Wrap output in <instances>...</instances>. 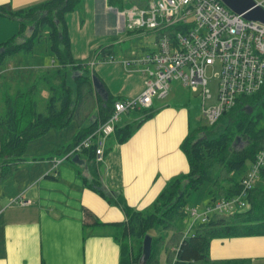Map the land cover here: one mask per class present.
<instances>
[{
	"label": "trees",
	"instance_id": "trees-1",
	"mask_svg": "<svg viewBox=\"0 0 264 264\" xmlns=\"http://www.w3.org/2000/svg\"><path fill=\"white\" fill-rule=\"evenodd\" d=\"M83 1L42 0L17 9L10 2L0 5V17L19 23V31L0 42V70L9 56L28 54L35 43L49 44L56 59L55 69L42 71L24 88L18 86L13 89L7 81L0 84V184L27 160L25 154L31 140L51 128L65 127L75 121L80 131L71 148L65 150L67 154L109 119L115 102L121 98L108 92L109 100L105 102L93 85L92 76L100 78L93 64L79 61L72 54L66 14L76 10ZM149 2L107 0L109 6L121 10L133 5L146 7ZM111 49V46L101 45L96 51L104 57L114 58ZM42 87L48 90V96L44 109L40 111L38 95ZM139 110L140 118L137 120L116 125L117 143L128 141L157 111L153 106ZM223 116L228 120L219 134H214L216 124H203L190 130L181 144L189 160V171L171 178L155 201L142 210L131 206L123 191L111 192L104 187L101 176L104 165L96 162V145L80 153L89 167V175L81 171L88 186L110 204L121 207L126 215L125 221L114 224V236L121 245L120 264H139L143 241L148 234L152 237V250L146 264H161L163 247L167 250V264H251L248 259H213L210 243L216 237L264 235V187L257 185L258 180L247 194L246 208L216 211L207 221L200 222L193 234L181 231L176 224L187 214V196L204 183L210 185L213 202L241 191L243 178L264 146V125H261L264 119V86L257 93L240 97ZM88 120L91 123L86 127ZM237 137L243 146L234 145ZM261 176L264 177V168ZM86 214L95 217L91 210ZM165 229L173 230L169 238L162 234Z\"/></svg>",
	"mask_w": 264,
	"mask_h": 264
},
{
	"label": "crops",
	"instance_id": "crops-1",
	"mask_svg": "<svg viewBox=\"0 0 264 264\" xmlns=\"http://www.w3.org/2000/svg\"><path fill=\"white\" fill-rule=\"evenodd\" d=\"M39 1L0 0V5L10 2L17 9ZM119 11L107 0H84L66 14V20L74 58L91 62L107 91L125 99L142 93L145 76L141 68L128 67L124 60L139 56L146 48L142 43L132 44L127 47L130 54H115L114 44L106 35L111 27L125 31L129 39L139 36L126 29V19ZM17 31L18 21L0 17V42ZM101 45L111 46L114 58L100 55L96 50ZM39 65L37 72L28 71L22 77L6 73L0 84L7 81L13 89L24 88L39 73L51 69L45 63ZM160 99L152 104L157 109L155 115L145 120L128 141L120 144L115 135L108 137L106 148L111 150L105 152L103 160L104 187L111 192L123 191L128 203L139 210L149 207L171 178L190 169L181 145L193 129L190 106L184 100L161 103ZM130 113L134 114L131 120L129 115L123 118ZM138 118L139 109L123 113L118 126ZM90 123L88 120L85 126ZM75 124L69 135L63 133L64 127L51 128L31 140L27 160L0 184V264H120L121 245L114 236V224L125 221L126 215L121 207L110 204L88 186L83 177L89 175L88 165L65 157V150L71 148L80 131ZM18 194L31 202H17ZM87 210L95 217L86 214ZM187 214L190 216L188 207ZM210 255L213 259H248L251 264H264V235L213 238Z\"/></svg>",
	"mask_w": 264,
	"mask_h": 264
},
{
	"label": "built area",
	"instance_id": "built-area-1",
	"mask_svg": "<svg viewBox=\"0 0 264 264\" xmlns=\"http://www.w3.org/2000/svg\"><path fill=\"white\" fill-rule=\"evenodd\" d=\"M264 7V0H255ZM126 29L135 33H155L157 47L124 60L126 66L141 68L145 76L142 93L115 102L112 115L101 127L77 143L65 155L72 158L96 145V162H103L106 140L115 132L125 111L149 108L154 96H166L172 80L202 96L203 116L215 125L224 111L236 105L242 96L259 92L264 86V22L246 19L220 0H150L148 6H129L119 11ZM218 65V101L207 88V70ZM264 168V146L242 180L241 191L232 197H219L205 210L188 208L194 221L208 220L211 212H231L248 205L247 194ZM15 200H30L18 194Z\"/></svg>",
	"mask_w": 264,
	"mask_h": 264
},
{
	"label": "rangeland",
	"instance_id": "rangeland-1",
	"mask_svg": "<svg viewBox=\"0 0 264 264\" xmlns=\"http://www.w3.org/2000/svg\"><path fill=\"white\" fill-rule=\"evenodd\" d=\"M18 32V31H17ZM16 34V33H14ZM14 34H12L10 37H12ZM110 41L109 43L114 44L115 48V54L119 56H125L127 54L131 53V50H129L127 47L133 45H138L142 43L145 46V51L149 48L154 49L157 47V41H156V34L155 33H146L143 34L142 32H138L139 36L132 37L129 39L125 33V31L117 30L115 26L111 27V31L106 34ZM8 37V38H10ZM7 38V39H8ZM5 39V40H7ZM3 40V41H5ZM1 41V42H3ZM141 51V53L145 52ZM117 56V57H119ZM16 57V58H14ZM120 58V57H119ZM53 62H56V59L54 55L51 52L49 44H46V42L41 43H35L33 50L30 53H20L16 56H9L6 59V63L0 70V78L3 77L6 73L12 74V73H18L20 77H22L24 74H29L32 72H37L38 68L41 66L40 64L45 63L46 66H50V68L54 67ZM219 66L216 65L214 67H210L207 70V77H208V83L207 88L211 92V98L206 99V103H216L218 101V93H219V83H218V76L216 71L218 70ZM29 71V72H28ZM11 80H9L10 82ZM8 83V82H7ZM70 83L74 86V82L70 81ZM9 84V83H8ZM170 89L166 96L162 97L158 102L161 103H175L179 100H184L188 105L190 106L191 114H192V123H193V129L200 127V125L203 124H209L205 117L203 116L202 106V96L199 95L197 92H194L189 87L183 85L179 80H172L170 83ZM10 93H12V90H9ZM48 96V90L45 87H42L40 89V94L38 95V110L44 109V104L46 101V97ZM158 96H155L154 100L158 99ZM253 109L250 108V112H252ZM130 111H125L123 113H128ZM122 113V114H123ZM121 114V115H122ZM120 115V116H121ZM126 116H123V118L126 119V117L129 115L128 120H131L134 116L133 113L125 114ZM120 119V118H119ZM228 117L223 116L222 118L216 123V125L213 127V130L215 131L214 134H219L222 132L225 128V125L227 123ZM119 122V121H118ZM117 122V124H118ZM125 125V123H124ZM261 125H264V119L261 120ZM64 134L69 135L70 133H73V130L76 129L75 121L72 122V124L67 125L64 127ZM115 135V132L111 134V138ZM108 139V138H107ZM36 141V140H35ZM236 141V140H235ZM110 144V141H109ZM238 145L243 146V142H238ZM107 147V140L105 144V148ZM239 147V146H238ZM107 149V148H106ZM111 149L108 147L107 152H109ZM57 156H61L57 155ZM108 159V158H106ZM71 161L70 159H68ZM72 162V161H71ZM75 166H79L76 163H74ZM23 165V164H22ZM80 167V166H79ZM81 168V167H80ZM89 171V170H88ZM104 174V169H103ZM257 185L264 187V177L260 175L258 178ZM187 201V207H198L200 211H203L205 208V205L208 206L209 204H212V194L210 193V185L209 183H204L198 190H193L186 198ZM31 202V201H30ZM29 204V203H28ZM26 205V204H25ZM235 210H238L236 208ZM234 210V211H235ZM213 214V212H211ZM200 220L194 221L193 217L186 214L185 217L180 218L176 221V224L178 228L181 231H184L187 234H193L197 227L200 224ZM194 225L193 229H191L190 225ZM189 228L191 229L189 231ZM87 234H89V230L87 229ZM172 229H165L162 234L166 236L167 238L170 237L172 234ZM166 248L163 247L160 255V263L166 264Z\"/></svg>",
	"mask_w": 264,
	"mask_h": 264
},
{
	"label": "water",
	"instance_id": "water-1",
	"mask_svg": "<svg viewBox=\"0 0 264 264\" xmlns=\"http://www.w3.org/2000/svg\"><path fill=\"white\" fill-rule=\"evenodd\" d=\"M229 9L235 13L243 14L246 19L249 20H259L264 22V7L256 5L255 0H220ZM93 85L96 92L104 99V101L109 100V93L104 82L97 76H92ZM239 138L237 137L234 145L237 146ZM72 160L80 165H85L87 167V162L85 159L81 158L80 154H76L72 157ZM114 192V191H112ZM152 250V237L148 234L145 236L143 241V251L140 258L139 264H146Z\"/></svg>",
	"mask_w": 264,
	"mask_h": 264
},
{
	"label": "bare ground",
	"instance_id": "bare-ground-1",
	"mask_svg": "<svg viewBox=\"0 0 264 264\" xmlns=\"http://www.w3.org/2000/svg\"><path fill=\"white\" fill-rule=\"evenodd\" d=\"M131 98H133V97H131ZM154 98H155V96H154ZM154 98H153V101H154ZM125 99H128V98H125ZM152 104H153V102H152ZM236 104H237V103H236ZM151 106H152V105H151ZM233 107H234V106H233ZM233 107H232V108H233ZM232 108H229L228 110L224 111V113L227 112V111H229V110L232 109ZM202 111H203V106H202ZM224 113H223V114H224ZM210 205H211V204H210ZM218 212H219V211H218Z\"/></svg>",
	"mask_w": 264,
	"mask_h": 264
}]
</instances>
